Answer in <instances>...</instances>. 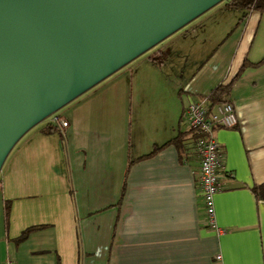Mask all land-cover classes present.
Segmentation results:
<instances>
[{
  "label": "crops",
  "instance_id": "1",
  "mask_svg": "<svg viewBox=\"0 0 264 264\" xmlns=\"http://www.w3.org/2000/svg\"><path fill=\"white\" fill-rule=\"evenodd\" d=\"M239 11L188 73L136 89L131 71L116 72L65 105L66 127L23 135L0 171V264H264V199L252 190L264 185V62L243 67L227 95L238 125L215 130L220 231L184 116L264 58V10Z\"/></svg>",
  "mask_w": 264,
  "mask_h": 264
},
{
  "label": "water",
  "instance_id": "2",
  "mask_svg": "<svg viewBox=\"0 0 264 264\" xmlns=\"http://www.w3.org/2000/svg\"><path fill=\"white\" fill-rule=\"evenodd\" d=\"M223 0H0V171L23 135Z\"/></svg>",
  "mask_w": 264,
  "mask_h": 264
},
{
  "label": "rangeland",
  "instance_id": "3",
  "mask_svg": "<svg viewBox=\"0 0 264 264\" xmlns=\"http://www.w3.org/2000/svg\"><path fill=\"white\" fill-rule=\"evenodd\" d=\"M229 1L231 0H223L208 9L116 72L131 71L136 89L150 85L163 87L167 74H176L179 71L188 73L189 69L193 68L196 59L205 57L211 47L221 41L234 23L236 12H240V9L230 7L231 9L226 10L229 7L225 4ZM199 24L204 27L194 32L193 30ZM187 31L189 34H186ZM184 35L186 37L182 39ZM161 52L162 54H160ZM186 61L188 64L185 67ZM64 108L65 106L38 123L37 126L52 120L54 116L62 115Z\"/></svg>",
  "mask_w": 264,
  "mask_h": 264
},
{
  "label": "built area",
  "instance_id": "4",
  "mask_svg": "<svg viewBox=\"0 0 264 264\" xmlns=\"http://www.w3.org/2000/svg\"><path fill=\"white\" fill-rule=\"evenodd\" d=\"M186 129L196 135L195 151L199 161L198 184L204 200L208 224L219 227L215 220V196L221 190L219 177L224 167V153L215 137L217 128H234L238 125L235 106L230 101L211 105L205 95L190 102L184 110ZM52 122L66 127L68 122L54 116ZM219 258V256H218Z\"/></svg>",
  "mask_w": 264,
  "mask_h": 264
},
{
  "label": "trees",
  "instance_id": "5",
  "mask_svg": "<svg viewBox=\"0 0 264 264\" xmlns=\"http://www.w3.org/2000/svg\"><path fill=\"white\" fill-rule=\"evenodd\" d=\"M227 7H233L236 9H250V8H255L259 11L264 10V0H231L229 2H227L225 4ZM264 62V58L262 60H260L257 63H249L247 61H245L240 70L238 71V73L234 76V78H232L229 82L227 83H221L219 85H217L214 89L211 90V92L209 94H207V99L209 101V103L211 105L213 104H217L220 102H224L227 101V95L230 92V89L232 88V85L234 83V80L237 78L239 72L243 69V67H245L247 64H251V65H258L260 63ZM58 130V125L54 122H49L45 125L44 127V132L45 133H50L53 131H57ZM191 132V131H189ZM193 133V132H192ZM193 139L195 140L196 135L193 133ZM177 142H180V137L176 138ZM175 141V139H174ZM254 194L256 195V197L259 198V196H261L264 199V185L258 186V187H254L253 189ZM5 213L6 215L8 214V210L9 207L8 205L5 207ZM39 228V226H33L30 228H27L26 230H24L21 235L18 237V240L23 239L30 231Z\"/></svg>",
  "mask_w": 264,
  "mask_h": 264
}]
</instances>
